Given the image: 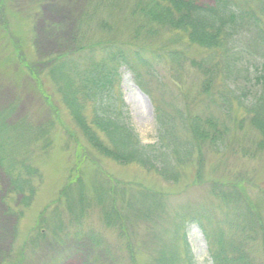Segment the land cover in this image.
Returning <instances> with one entry per match:
<instances>
[{
	"label": "trees",
	"instance_id": "obj_1",
	"mask_svg": "<svg viewBox=\"0 0 264 264\" xmlns=\"http://www.w3.org/2000/svg\"><path fill=\"white\" fill-rule=\"evenodd\" d=\"M263 1L213 0L210 5H200L194 0L143 2L140 15L149 25L143 23L142 28L136 29L137 35L144 29L146 35L160 29L181 32L188 36L191 45L209 52L203 64L194 61L193 66L205 69L201 93L224 116L221 120L212 114L193 115L175 106L172 112L159 110L155 144L141 141L115 90L123 66L135 73L141 84L139 67H147L149 72L151 68L152 58L142 55V50L146 53V49L130 54L131 44L108 40V36L106 41L50 59L46 75L87 144L100 156L120 165H134L157 173L168 182L179 183L183 175L192 174L191 171L195 172L196 180L203 176L204 153L210 150L219 155L232 150L236 134L244 125L257 133L260 140L257 148L264 151V23L250 6H258ZM24 3L25 0H0V26L8 37L12 34L11 21L20 26L23 20L19 9ZM260 13L263 15V11ZM106 23L101 24L103 31L110 30ZM18 38L10 37L15 43L14 56L20 70L43 90V83L26 61V48ZM216 59L220 61L218 68ZM169 60H180L179 52H169ZM215 67L217 73L223 75L217 82L209 77ZM238 83L245 87L240 94L233 88ZM16 111L15 104L0 108V170L8 178L11 193L20 197L19 206L28 208L43 182L42 172L33 164V154L36 150L47 152L52 147L54 124L37 125L29 118L14 120L12 116ZM85 151L83 146L77 145L75 164L58 202L66 200L68 212L78 225L91 206L96 207L107 228L127 240L126 249L132 264H138L132 236L140 223L148 227L151 220H155L156 228H151L146 243L161 244L159 252L153 251L152 264H195L186 233L193 224L209 241L213 264H261L253 256L251 247L258 243L264 251L263 212L245 200L247 196L241 185L206 181L211 196L213 194L219 203L218 208L210 205L211 211L205 215L196 213L180 226L176 220L181 223L183 213L178 214L165 229L156 224L165 216L163 194L144 189L134 194L126 185L113 182L107 189L97 186L94 200H88L83 178ZM91 161L96 164L95 160ZM117 185L123 186L118 190ZM46 210L41 213L39 224L45 220L42 216ZM216 212H220L218 222H214ZM22 216L21 212L18 217ZM38 235L40 239L45 237L42 233ZM177 246L183 249V259Z\"/></svg>",
	"mask_w": 264,
	"mask_h": 264
},
{
	"label": "rangeland",
	"instance_id": "obj_2",
	"mask_svg": "<svg viewBox=\"0 0 264 264\" xmlns=\"http://www.w3.org/2000/svg\"><path fill=\"white\" fill-rule=\"evenodd\" d=\"M145 1L25 0L19 9L23 20L20 26L11 21L10 37L14 40L16 35L24 44L26 61L42 81L43 90L20 70L14 56L15 43L0 26V108L15 104L14 120L29 118L37 125L54 124L52 147L47 152L36 150L33 154V164L42 172L43 182L30 207L19 206L20 197L11 193L8 178L0 170V264H132L126 249L127 240L107 228L96 207L91 206L78 225L68 212L66 200L58 202L75 164L78 144L87 150L83 178L88 200H94L97 186L107 189L113 182L126 185L134 194L142 189L163 194L165 216L156 224L168 229L178 214L183 213L181 223L176 220L180 226L196 213L205 215L211 211L210 205L218 208L219 203L213 194L211 196L205 182L219 181L244 187L245 200L257 205L264 216V151L257 148L259 137L248 125L238 130L232 150L219 155L210 150L204 153L201 178L194 180L195 172L191 171L192 174L183 175L179 183L168 182L157 173L134 165L117 164L94 151L73 123L47 77L50 59L97 41H106L105 38L110 36L108 40L131 44L130 54L144 48L147 52L142 50V55L152 58L150 72L147 67H139L142 86L136 74L123 66L120 82L115 88L117 96L124 102L123 111L128 114V121L144 144L158 142L159 110L172 112L175 106L193 115L212 114L215 119L222 120V112L201 93L205 69L193 66L194 61L203 64L209 52L191 45L188 36L181 32L160 29L153 35H146L144 29L137 35V28H142L143 23L149 25L140 15ZM194 1L200 5L213 3V0ZM250 6L264 23V1L258 6ZM258 10L263 11V15ZM104 22H107L105 25L110 30L106 31L109 32L103 31L101 24ZM175 50L179 52L180 60L170 61L169 52ZM218 65L220 61L216 59L215 66L218 68ZM217 68L209 75L215 82L223 78ZM238 84L233 88L240 94L245 87ZM122 186L117 185L118 190ZM44 210L42 219L48 223L44 220L39 224ZM21 212L23 216L19 218ZM216 213L214 222L220 217V212ZM148 223V227L140 223L132 236L138 264H152L153 251L161 250V244L151 246L146 243L151 228H156L155 220ZM40 233L45 235L44 239L39 238ZM186 233L195 264H213L209 241L201 229L193 224ZM177 249L183 259L182 247L177 246ZM251 250L258 263L264 264L261 245L255 243Z\"/></svg>",
	"mask_w": 264,
	"mask_h": 264
}]
</instances>
